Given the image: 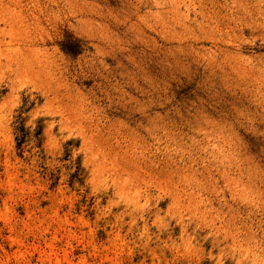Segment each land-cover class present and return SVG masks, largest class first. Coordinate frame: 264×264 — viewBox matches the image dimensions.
Here are the masks:
<instances>
[{
	"label": "rangeland",
	"instance_id": "374dc122",
	"mask_svg": "<svg viewBox=\"0 0 264 264\" xmlns=\"http://www.w3.org/2000/svg\"><path fill=\"white\" fill-rule=\"evenodd\" d=\"M0 264H264V0H0Z\"/></svg>",
	"mask_w": 264,
	"mask_h": 264
},
{
	"label": "bare ground",
	"instance_id": "6f19581e",
	"mask_svg": "<svg viewBox=\"0 0 264 264\" xmlns=\"http://www.w3.org/2000/svg\"><path fill=\"white\" fill-rule=\"evenodd\" d=\"M178 170V169H177ZM176 172V171H175ZM262 253V252H261ZM263 254V253H262ZM260 256V255H259ZM258 257V256H257ZM261 257H263V256H261Z\"/></svg>",
	"mask_w": 264,
	"mask_h": 264
}]
</instances>
